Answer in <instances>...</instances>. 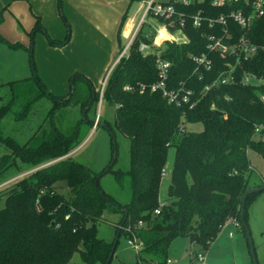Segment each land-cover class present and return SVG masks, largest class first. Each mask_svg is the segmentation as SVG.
Masks as SVG:
<instances>
[{
  "label": "trees",
  "instance_id": "trees-1",
  "mask_svg": "<svg viewBox=\"0 0 264 264\" xmlns=\"http://www.w3.org/2000/svg\"><path fill=\"white\" fill-rule=\"evenodd\" d=\"M58 4L60 8L62 0ZM242 6L241 0L222 6L212 5L211 0L174 3L176 11L183 14V25L175 15L174 24L168 25L169 32L181 28L187 39L181 42L166 39L155 50H161L162 58L171 62L168 86L184 83L194 90L193 98L197 100L191 108L168 103L159 91L140 92L136 88L138 82L151 83L157 79L155 55H144L138 50L142 42H152L153 34L147 37L140 30L128 56L121 57L113 66L102 101L115 105L114 124L129 141L127 170L113 169L115 142L110 164L98 172L71 155L83 141L80 123L93 126L95 121L87 117V110L99 102V92L84 75L73 74L69 91L61 96L50 92L36 72L32 77L8 82L12 97L1 106L0 117L12 111L19 98L13 93V84H24L23 92H34L35 86L54 100L53 108L78 106L80 116L78 120L65 122L62 115L59 125L41 124L25 143L0 136V141L10 149L9 154L0 157V179L19 163L28 167L24 173L20 171L17 176L0 180L1 184L11 179L0 186V199L4 200L0 207V264H110L121 234L134 235L142 242L136 261L129 264H162L166 263L168 248L176 237H188L193 245L206 251L227 222L237 221L246 235L249 205L256 193L245 197L241 216L244 192L252 186L248 150L264 153V140L255 138L256 128L258 132L264 130V17L253 20L247 29L227 19L229 35L221 40L235 44L245 36L248 43L257 47L252 56L244 58V53L239 52L236 61L234 54L223 55L207 47L210 35L223 34V25L216 22L210 25L209 20L227 16ZM244 9L248 11L249 7ZM2 13L0 10V22ZM195 15L200 17L198 26L193 25ZM39 30L56 46L66 44L70 38L67 33L61 40L52 39L37 20L29 33L28 51L33 48V37ZM0 40L14 48L21 46L1 36ZM202 53L211 60V66L196 72L192 56ZM230 66H234L231 81L202 92ZM247 74L260 81L245 83L243 78ZM76 79L90 86L81 99L73 98ZM127 84L134 88L126 90ZM17 114V119L25 116V106ZM193 123H201L202 130L186 128V124ZM106 126L110 129L108 123ZM169 148H174V162L167 197L159 213H154L160 202L162 169ZM109 171L114 172L120 184L125 177L129 178L132 196L128 202L117 201L100 186V176ZM62 188L67 193L61 192ZM107 214L118 215V222L130 226L131 231L123 233L114 225L113 240L100 237L97 224ZM75 254L78 261L72 260Z\"/></svg>",
  "mask_w": 264,
  "mask_h": 264
},
{
  "label": "rangeland",
  "instance_id": "rangeland-1",
  "mask_svg": "<svg viewBox=\"0 0 264 264\" xmlns=\"http://www.w3.org/2000/svg\"><path fill=\"white\" fill-rule=\"evenodd\" d=\"M122 2L124 3V9L119 12V4L122 5ZM141 2L143 0H73L71 7L67 3L65 11L63 5H61L57 11L59 13L58 26L62 32L60 39H63L67 33L70 34V38L66 44L56 46L54 50L51 48H55V46L49 44L47 36L40 30L37 33L42 35L44 47H41L38 39H34V46L29 51L11 47L7 42L0 40V108L8 103L12 97V90L8 84L10 80L32 76L35 72L40 78L44 79L43 71L46 67H61L60 72L67 74V77L65 75L57 77L58 85H62V89L63 84L65 86L64 95L69 91L71 76L75 73L82 74L89 79L90 84L97 91L118 54L115 53L114 59L103 69L102 63L107 55V48L110 46L109 51L111 52L112 46H118L117 39H121V33L126 22H129V20L136 21L139 18ZM97 7L106 10L108 13L107 19L109 20L111 18L110 13L112 14L113 11L118 13L114 14V19H111L110 23H107L104 18L100 17L101 12ZM90 8H92L93 15L88 11ZM148 21L151 22L152 26L144 23L145 25L142 26L144 32H154L155 29L159 28L160 25L153 18L148 17ZM45 30H48L51 35L50 32L53 28L50 27ZM179 34L178 32L175 33V35ZM104 39H106L105 43L103 42ZM126 42V37L120 40L122 46ZM46 43L48 46H45ZM65 46L66 48H64ZM32 63L34 64L32 65ZM97 75L100 76L97 77ZM76 82V91L73 93V98L85 96L87 90L90 91V86L85 81L76 79ZM23 85L13 84V93L18 95L19 98L13 104L12 111L0 117V136H10L19 143H25L41 124L45 126L50 122H54L59 125L62 115L65 117V122L79 119L78 106H69L62 109L59 107L53 108L54 100L52 98L40 93V90L35 86H33L34 92H23ZM51 86L54 88H52L53 90L61 92L59 88ZM49 91L53 92L50 89ZM57 91L53 93H57ZM37 93L39 94L37 95ZM24 106L25 116L17 119V113L21 112ZM115 108L114 104L101 100L96 106L92 105L87 110V117L91 121H95L97 118L96 126L93 127L88 122L80 123V136L83 141L71 153L75 160L86 164L96 172L103 170L110 164L114 142L116 143V154L113 169L127 170L129 168V141L114 124ZM97 114L99 115L97 116ZM107 123L110 129L106 126ZM186 128L200 131L202 130V124H186ZM112 138H114V141H112ZM255 138L264 140V130L257 131ZM9 153L10 149L0 141V157ZM248 158L251 165L249 184H255V186L256 184H264V153L249 149ZM19 162L17 161V164ZM173 162L174 148H169L165 173L160 184L159 201L161 202L166 200L167 197V186ZM27 168L26 164L19 163L16 167L7 170L4 178L17 176L16 174L20 171H28ZM4 178L0 180L2 181ZM7 181L0 185L2 186ZM99 183L102 189L117 201L124 203L131 199L132 194L128 177H125L123 183L120 184L116 180L114 172L109 171L100 176ZM61 192L67 193L66 188H62ZM3 204L4 200L0 199V207ZM114 225L121 229L123 233L125 232L126 225L118 222V215L107 214L105 220L97 224L98 235L105 240H113L115 238ZM248 228L256 260L264 264V190L254 193L252 197L248 211ZM128 238L124 234L119 236L110 264H129L136 261V253L141 247L136 249L133 245L128 244ZM194 251L195 255L204 252L199 249L197 244L192 245L188 237H176L168 248L166 264H201L196 258L194 259ZM203 257L204 264H254L248 236L233 222H227L222 227L217 237L204 252ZM72 260L78 261L79 256L75 254Z\"/></svg>",
  "mask_w": 264,
  "mask_h": 264
},
{
  "label": "built area",
  "instance_id": "built-area-1",
  "mask_svg": "<svg viewBox=\"0 0 264 264\" xmlns=\"http://www.w3.org/2000/svg\"><path fill=\"white\" fill-rule=\"evenodd\" d=\"M194 0H143L141 2V6L139 7L140 10V16L139 18L133 22L131 31L128 35V39L126 44L121 48L119 53L116 56L115 62L109 67L108 71L106 72V75L104 79L100 83V87L97 90L99 92V102L102 100L104 86L107 81V78L113 68V66L116 64V62L121 57H127L129 54V47L133 43L134 39L139 34L140 30H142L143 24H148L149 26L151 24L150 21L147 22V18H153L160 26L159 28L155 29L154 32H146L145 36L152 37V42H142L138 46V50L142 52L144 55L153 54L155 55V65L157 70V79L151 83H145V82H138L136 85V88L139 89L140 92H143L144 90L149 89L151 92L159 91L161 94L166 98L168 103H171L175 106H188L193 107L196 103V98H193L194 90L186 87L183 84L180 83L177 87H169L168 86V76H169V69L171 66V62L169 60H166L162 58L161 56V50H155V47L158 45H162L163 41L168 39L171 41H177L179 42V39H182V41H185L187 39L185 35L183 34L181 28H177L176 31L173 33L169 32L168 25L174 24L173 17L177 15L180 18V25H183V14L178 13L174 7V3H182V4H189L193 2ZM232 1H240V0H211L212 5L214 6H222L226 3H230ZM243 2V6L239 9L232 10L227 16L220 15L216 19H210V25L214 22L219 23L223 25V34L219 37L215 35H210L208 39H211V42L207 45L208 49L210 50H216L220 52L221 54H225L228 52L229 54L236 55V61L239 59V52L244 53V58H247L249 56H252L255 51L257 50V47L253 44H250L247 42L245 36H242L239 43L230 44V42H223L221 39H224L225 35L228 34V30L226 28L227 26V19H232L234 22H236L241 28L247 29L253 20L264 17V0H241ZM245 8L249 7L248 11H246ZM138 10V11H139ZM147 22V23H146ZM200 17L199 15H195L193 18V25L198 26L200 25ZM144 24V25H145ZM161 29H164V31L168 34V38H162V41H156L157 35ZM180 33L179 35H175V33ZM227 40L230 39V37L226 38ZM193 61L196 63V69L195 71L198 72L201 70V67H205L206 69H209L211 66V60L207 57L205 53H202L197 56H192ZM234 66H230V69L226 72L221 74V76L212 82L211 84L205 86L202 90V92H206L211 86L218 85L219 83H227L231 81L232 75L231 72L233 71ZM243 81L245 83H251L255 84L260 81L259 78L255 77L252 74H247L244 76ZM134 88V85L127 84L125 86L126 90H132ZM99 114H97L98 116ZM97 118L93 124V127L96 126ZM258 131L259 128H256ZM165 173V168L162 169V176ZM1 186V185H0ZM164 205V201L159 202V206L154 210V213H159L160 207ZM233 222L237 227L239 226L237 221H231ZM138 226L142 225V222L139 221L137 223ZM126 231H131L130 226H127ZM128 244L133 245L136 249L142 246V242L138 240L134 235L128 238L127 240ZM205 252V251H204ZM204 252H199L195 255L194 259L198 260L201 264H204ZM159 264V263H154ZM166 264V263H162Z\"/></svg>",
  "mask_w": 264,
  "mask_h": 264
},
{
  "label": "crops",
  "instance_id": "crops-1",
  "mask_svg": "<svg viewBox=\"0 0 264 264\" xmlns=\"http://www.w3.org/2000/svg\"><path fill=\"white\" fill-rule=\"evenodd\" d=\"M67 3H69L71 7V4H73V0H66L65 2L64 0H62L64 11H65V7H67ZM97 8L101 12L100 17L104 18V21H106L107 23H110L111 19L112 20L114 19V14L118 13L117 11L116 12L113 11L112 14L110 13L111 18L109 20L107 19L108 13L106 12V10L99 7ZM58 9H59L58 0H0V10H3L2 13L3 19L0 22V36L11 44L12 43L21 44V46L15 48H22L24 50H27L26 47L30 45V39H31L29 33L31 32L32 28L35 26V23L38 20V23L45 29H48L50 27L53 28V30L50 32L52 36L49 34V31L47 30L48 34L52 39L61 40L60 37L62 35V32L59 30V26H58V20H59V13H57ZM121 9L122 10L124 9L123 2L122 5L119 4L118 11L120 12ZM88 11L92 14V8L88 9ZM126 11H127V7H126ZM133 22L134 20L133 21L129 20V22H126L121 33V39H124V37L128 39V35L131 31ZM116 24L117 22L115 23V25ZM33 39H38L41 47H44V41L42 40L43 39L42 35L36 32L34 34ZM121 39H117L118 46H112L111 52L109 51L110 46H108L107 55L102 63L104 67L103 69H105L106 66L109 65V63H111V61L114 59L113 57H115V53H119V51L123 47L120 43ZM105 41L106 39L103 40L104 43ZM159 41H162V39H160ZM49 44L55 46V48H51V49L53 50L56 49V45H53L51 43ZM46 45L47 43L45 44V46ZM66 46L64 48H66ZM60 70H62L61 67H46L45 70L43 71V76L45 78L42 79L39 77L41 81L44 83V85L47 87V89L49 88L51 91L55 92L57 90H53L54 88L51 85L59 88L61 90V92L57 91V93L59 94L52 92L53 94L58 96L64 95L65 86L63 84V89H62V85H58L59 81L57 80V77H62L63 75L67 77L66 76L67 74H65L64 72H60ZM32 76L23 77V78L18 77L10 81L25 79ZM99 76L100 75H97V77ZM97 81L100 82L99 80ZM252 186H255V184Z\"/></svg>",
  "mask_w": 264,
  "mask_h": 264
},
{
  "label": "water",
  "instance_id": "water-1",
  "mask_svg": "<svg viewBox=\"0 0 264 264\" xmlns=\"http://www.w3.org/2000/svg\"><path fill=\"white\" fill-rule=\"evenodd\" d=\"M182 39H179V42H181ZM115 154H116V151L114 152V157H115ZM113 157V158H114ZM261 190H264V184H261V185H256V186H251V187H248L245 192H244V195H243V201L241 203V209H240V213H241V216H243V212H244V201H245V197L250 194V193H253V192H258V191H261ZM245 231H246V235L248 236V240H249V245H250V251H251V255H252V258H253V261H254V264H257V260H256V257H255V252H254V248L252 246V243H251V239H250V236H249V228L248 226L246 225L245 226Z\"/></svg>",
  "mask_w": 264,
  "mask_h": 264
},
{
  "label": "bare ground",
  "instance_id": "bare-ground-1",
  "mask_svg": "<svg viewBox=\"0 0 264 264\" xmlns=\"http://www.w3.org/2000/svg\"><path fill=\"white\" fill-rule=\"evenodd\" d=\"M166 35L167 37H157L156 40L159 41L162 38H168V34L164 31V29H161L158 33V36Z\"/></svg>",
  "mask_w": 264,
  "mask_h": 264
}]
</instances>
